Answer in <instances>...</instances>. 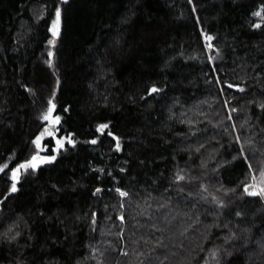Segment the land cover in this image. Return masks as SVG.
Instances as JSON below:
<instances>
[{"label": "trees", "instance_id": "1", "mask_svg": "<svg viewBox=\"0 0 264 264\" xmlns=\"http://www.w3.org/2000/svg\"><path fill=\"white\" fill-rule=\"evenodd\" d=\"M263 4L0 0V264H264Z\"/></svg>", "mask_w": 264, "mask_h": 264}, {"label": "rangeland", "instance_id": "2", "mask_svg": "<svg viewBox=\"0 0 264 264\" xmlns=\"http://www.w3.org/2000/svg\"><path fill=\"white\" fill-rule=\"evenodd\" d=\"M254 15L257 19H260V20L264 19V4L261 5L257 10H255ZM46 115L49 116V119H47V120L52 119L51 112L47 113ZM53 133H55V130L47 126L42 131V133L36 138L35 144L39 147L40 152L37 153L32 159V162H34L35 165H38L40 163H43V162H46V161H49L52 159V157H50L49 155L44 154V152H46V147L43 144V140L46 137L52 135ZM63 142L64 141H62V140H58V141H56V144L59 147V146L63 145L62 144ZM14 172L16 173V178H17L19 175V172H17V171H14ZM12 179H13V174H12ZM249 188L255 189L257 192H259L261 197L264 200V175L259 180L254 179L252 181V184L249 186Z\"/></svg>", "mask_w": 264, "mask_h": 264}, {"label": "snow or ice", "instance_id": "3", "mask_svg": "<svg viewBox=\"0 0 264 264\" xmlns=\"http://www.w3.org/2000/svg\"><path fill=\"white\" fill-rule=\"evenodd\" d=\"M56 18H57V24H58L59 19H60V12H59V11L56 12ZM54 27H55V26H54ZM55 34H56V33L54 32V35H55ZM209 39H210V38H209ZM53 107H54V105H53ZM44 119H45V120L49 119V116H48V115H45ZM103 127H107V126L105 125V126H102V128H103ZM21 167H24V166L22 165ZM15 178H16V173L14 172V173H13V179H15ZM12 190H13V191L16 190L15 184H13V186H12ZM253 194H255V193H253ZM122 195H125V194L122 193Z\"/></svg>", "mask_w": 264, "mask_h": 264}]
</instances>
